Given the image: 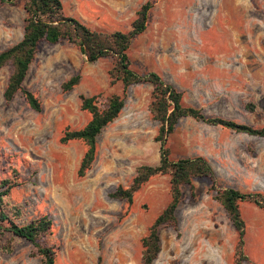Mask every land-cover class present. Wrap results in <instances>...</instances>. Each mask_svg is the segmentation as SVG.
<instances>
[{"label": "rangeland", "instance_id": "374dc122", "mask_svg": "<svg viewBox=\"0 0 264 264\" xmlns=\"http://www.w3.org/2000/svg\"><path fill=\"white\" fill-rule=\"evenodd\" d=\"M24 2H0V53L22 39ZM147 2L153 7L146 29L127 50L131 69L156 73L182 93L184 106L208 117L263 128L264 0H61L65 17L105 33L128 32ZM113 66L110 57L87 63L66 40L41 43L23 83L40 101V112L21 93L4 101L12 67L0 69V192L8 191L1 208L16 225L48 216L52 229L45 243L56 250L55 264H142L141 239L171 200L168 175L150 178L132 205L111 196L131 185L139 167L159 165L149 84L128 87L83 178L77 170L85 145L60 143L65 131L90 120L80 109V96H98L104 103L123 95L121 82L111 84ZM74 76L80 77L78 85L63 91ZM166 147L172 161L206 159L219 187L264 194V137L184 118ZM193 186L182 188L177 227L160 229L153 264H235L237 233L209 180L195 179ZM239 209L245 224L241 264H264V210L250 203ZM0 264H42V259L29 242L0 232Z\"/></svg>", "mask_w": 264, "mask_h": 264}, {"label": "trees", "instance_id": "16d2710c", "mask_svg": "<svg viewBox=\"0 0 264 264\" xmlns=\"http://www.w3.org/2000/svg\"><path fill=\"white\" fill-rule=\"evenodd\" d=\"M14 1L0 0L1 3L9 4L14 3ZM152 7L151 2H147L140 7L128 32L105 33L90 30L80 21L65 17L61 0H25L23 9L26 17L22 39L0 53V69L6 65L12 67V73L3 92V99L6 103H9L18 93H21L32 111H41L38 98L23 86L29 66L41 43L53 45L66 40L77 47L86 58L87 63L90 64L103 58H112L114 66L110 72L111 84L121 82L123 95H111L104 103H100L98 96H80V109L90 114V120L79 130L65 131L60 138L61 144L80 141L86 147L77 170L78 178H83L90 170L97 153V139L102 130L120 114L124 105V94L128 87L135 84H149L152 91L148 112L159 125L158 134L155 137V141L160 146L159 165L139 167L128 188L118 187L111 194L113 198L132 205L134 194L150 178L158 175H168L170 177V203L155 218L149 227L148 234L141 239L142 264H153L157 258L160 252V229L167 226L177 227L175 213L181 201L182 188L187 187L193 190V181L198 178L209 180L214 200L221 205L236 231L235 264H241L242 261L246 260L243 256L245 224L239 204L250 203L264 210V194L259 192L246 193L234 188L219 187L215 173L206 159L193 157L172 161L169 159V150L166 143L180 120L184 118H191L210 126L221 127L249 136L264 137V127L255 129L230 120L208 117L199 109L184 106L182 93L165 83L156 73L139 75L131 69L127 50L131 41L145 31L148 14ZM79 80V76L72 77L62 85L63 91L72 90L78 85ZM7 195V190L0 192V232L9 233L12 237L23 239L32 244L41 257L42 264H55L56 250L45 243L46 237L51 235V220L48 216H40L23 225L14 224L1 208L3 199Z\"/></svg>", "mask_w": 264, "mask_h": 264}]
</instances>
